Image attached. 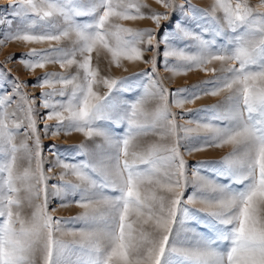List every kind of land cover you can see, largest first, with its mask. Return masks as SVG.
<instances>
[{"label": "snow or ice", "instance_id": "1", "mask_svg": "<svg viewBox=\"0 0 264 264\" xmlns=\"http://www.w3.org/2000/svg\"><path fill=\"white\" fill-rule=\"evenodd\" d=\"M156 2L164 12H146L142 0H12V19L0 17L8 29L0 45L49 42L47 49L19 57L26 69L46 63L76 68L39 80L40 88L50 89L39 97L44 113L23 91L27 83L9 82L0 69V264H264V0L256 7L248 0H213L210 10L185 0L186 12L175 0ZM178 12L185 20L161 37V21L170 23ZM138 19L152 20L157 30L120 23ZM187 20L198 31L185 27ZM61 40L71 47L60 46ZM176 41L191 44L180 48ZM161 44L166 69L211 72L203 82L211 86L165 88L155 75ZM146 51L153 52L151 59ZM94 52L97 60L109 54L117 67L139 61L151 71L104 76L93 64ZM214 62L219 68L209 67ZM137 90L135 99L120 98ZM221 93L222 104L186 121L194 128L178 123L170 109L169 96L181 106ZM149 101L156 102L154 109ZM41 115L55 122L44 124L45 136L79 132L101 142L92 149L75 146L71 160L53 145L55 160L46 172ZM109 125L121 131L114 134ZM148 136L156 142L142 143ZM223 145L232 150L219 161L197 162L190 179L181 148L191 153ZM207 164L226 183L201 175ZM57 167L59 183L49 185L47 173ZM69 175L75 179H65ZM190 184L196 193L185 199ZM54 197L62 207L75 204L82 211L55 218L49 212ZM195 204L203 207H189ZM69 224L80 227L66 229ZM205 227L211 235L197 231Z\"/></svg>", "mask_w": 264, "mask_h": 264}, {"label": "rangeland", "instance_id": "2", "mask_svg": "<svg viewBox=\"0 0 264 264\" xmlns=\"http://www.w3.org/2000/svg\"><path fill=\"white\" fill-rule=\"evenodd\" d=\"M191 5H193L197 9L202 10H210L211 5L213 4V0H189ZM249 4L253 7H256L260 4V0H248ZM12 3V0H0V17H7L8 19H12L11 13L12 9L10 7ZM142 3L146 5V8L144 9L146 12L148 10H155L157 12H164L165 9L156 2V0H142ZM175 3L177 5H185V0H175ZM187 11V6L185 5V12ZM217 15H222L218 13ZM81 20H88L89 17H81L79 18ZM185 20V16L183 13H177L176 16L173 17L171 22L161 21L162 27L159 29L160 36H164L166 34H169L170 32L174 31L177 26V22ZM121 24H123L125 27H130L137 30H143V29H152L154 31L157 30L156 24L150 20V19H138V20H128V21H120ZM15 23L13 24V28H15ZM185 27H191L193 30L195 29V23L192 20H187L184 24ZM8 29L5 26H0V38H3L5 32ZM209 38V37H206ZM218 42H223L221 38H218ZM55 44V42H51ZM191 44V41H176L175 44L177 47L183 48L185 44ZM60 46L62 47H71V41L69 40H61ZM49 47V42L45 41L42 43H26L23 41H13L8 40L3 45H0V69H3L7 73H9L8 80L11 82L13 79H17L19 81H23L27 83V86L23 89L24 92H26L30 97L36 98V105L37 110L40 113H44L46 110L39 107V97L42 91L50 90V89H42L38 86L39 80L45 75V73H71L74 74L76 72L75 66H72L70 68H61L60 64L58 63H46L43 67H37L32 70H28L24 67L23 63L20 61L19 57L27 54L31 49H47ZM163 50L164 45H160V51L158 55V62H157V68L155 75L160 79L163 86L171 91H174L176 89L181 88H187L191 90L192 85H202V87H210L211 85H203V82L206 80H209L212 78L213 73L202 71L198 68H194L191 71L187 72H179L174 73L171 70L166 69L165 67V59L163 56ZM14 56V59L9 60L8 57ZM144 56L146 59H151L153 56L152 51H146L144 53ZM111 57L107 53H102L99 60L96 58L95 52L93 53V64L97 65L102 71L101 75L104 76H111L113 78H119V77H128L132 76L134 73H140L144 71H151V66L149 64H145L142 62H128V61H122V67H117L115 64L110 63ZM169 65H172L175 63L173 59H169L168 61ZM209 67H216L219 68V62H214ZM126 69V70H125ZM33 85H37L33 87ZM57 88H59V85H56ZM9 86V91H10ZM98 91L103 94L106 89L101 85L98 89ZM120 98L124 100H131L135 99L137 95H139V90L133 93H120ZM225 93H221L219 95H200L198 99L193 100L190 103H184L181 106H175L172 105L171 101L172 98L169 96V104L170 109L173 113L177 114V122L180 124H186V121L189 120H198L200 117L208 115L207 113L203 111H197L205 109L212 105L222 104L225 98ZM58 98V97H57ZM149 109H154L156 106L155 101H149L148 105ZM183 116L181 119L180 117ZM47 123L49 125H54V121H47L43 115L39 118L38 121V127L41 131V143L43 145V157L45 159V171L47 172V169L51 167L52 163L55 160V157L52 155V146L56 145L57 148L55 151H57L61 158L65 160H71L72 154L75 151V146L86 144L89 149L94 148L96 143H100L101 141L97 138L94 141L88 140L84 137L83 134L79 132H71L68 135H65L63 133L52 136L50 133L49 135L45 136L43 135V126ZM187 127H195V123L192 124H186ZM109 128L113 131L114 134H118L121 129H117L114 125H109ZM82 136L80 142L71 141L69 137L73 136ZM201 136H203V133H201ZM86 140V141H85ZM157 137L154 136H148L142 138V143L148 144L156 142ZM198 140H194L193 143H198ZM232 150L231 145H223L221 147H209L202 151H193L191 153L187 152L185 148H181V152L184 156V159L188 162V176L191 179L192 178V172L194 168L196 167L197 162L199 161H219L223 157H225L230 151ZM78 159H83V157H78ZM215 165L213 164H207L205 166H202L200 168L201 175L207 176L210 179L216 180L218 183H226V181L223 178L215 176L213 172V168ZM56 171H58V167L54 169L53 172L47 173L49 176H52L53 178L49 181V185L59 183V175L56 174ZM72 176L65 177V179L70 180ZM238 187V186H234ZM196 193V188L194 185L190 184L188 188L186 189V196H191ZM62 201L59 197H54L49 202V212L51 215L55 218H63V219H69L71 217H75L82 211L78 206L75 204H71L68 206H61ZM191 208L199 209L203 207L200 204L195 205H189ZM25 212L27 214H30L31 209L25 207ZM201 217L203 218L204 214L200 213ZM203 223V219L201 221ZM67 228H79L80 225H66ZM197 231L201 235H211L209 231H207L206 227L197 229ZM190 235V234H189ZM64 239L71 240V236H65Z\"/></svg>", "mask_w": 264, "mask_h": 264}, {"label": "bare ground", "instance_id": "3", "mask_svg": "<svg viewBox=\"0 0 264 264\" xmlns=\"http://www.w3.org/2000/svg\"><path fill=\"white\" fill-rule=\"evenodd\" d=\"M81 138H82V136H80V135H78L77 137L76 136H73V137H69V139L71 140V141H77V142H80V143H82L83 141H81ZM86 141V140H85ZM87 144V143H86ZM60 172H61V169L60 168H58V171H56V174H58V175H60ZM66 177H68V176H66ZM70 180H74L75 178L72 176L71 178H69Z\"/></svg>", "mask_w": 264, "mask_h": 264}]
</instances>
